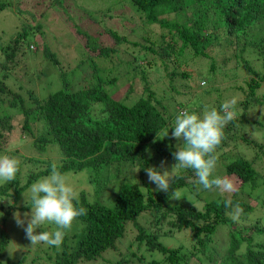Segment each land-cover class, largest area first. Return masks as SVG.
Instances as JSON below:
<instances>
[{
	"label": "trees",
	"instance_id": "1",
	"mask_svg": "<svg viewBox=\"0 0 264 264\" xmlns=\"http://www.w3.org/2000/svg\"><path fill=\"white\" fill-rule=\"evenodd\" d=\"M129 4V12L133 11L134 17L138 15L129 22L132 20L131 24L142 31L143 42L133 40L137 36L132 32L120 33L107 25L89 23L73 29L78 43L69 45L59 37L56 46L43 34L40 23L33 27L27 19L16 26L7 43H0V151L7 148L15 132L14 116L21 115V132L33 138L29 149L50 158L25 157L16 180L0 185V207L6 211L3 217L7 220L10 215L3 199L10 196L17 202L27 187L50 173V165L55 162L64 173L87 170L86 184H78L83 187L79 191L80 206L87 209V215L79 218L73 226L77 231L70 234L72 228L61 247L48 249L47 257L52 264H77L104 257L106 251L118 249L131 224L138 229L135 241L130 243L136 250L128 247L126 253L120 252V260L125 264H134L135 259L141 264H264V119L251 120L248 112L256 104L264 105V0H129ZM7 5L0 2V8ZM30 15L36 20L34 14ZM128 43L132 44L130 52H126ZM122 45L125 54H134L132 59L120 56ZM215 45L222 48V62L210 54ZM30 55L37 59L39 73L49 78L48 72H55L61 86L55 92L43 90L42 94L28 90L27 100L25 93L20 92L24 89L23 80L12 73L15 74L22 58ZM155 55L161 58L159 64L165 71L172 66L166 75L170 93L164 91L160 98L143 67L157 65ZM114 56L119 57V62ZM199 57L209 60L211 70L219 72L215 82L222 81V74L229 77L224 80H231L228 64L233 59L236 73L232 77L245 94L240 102L244 109L238 114L240 118L226 126V138L217 149L230 144L233 149L246 142L257 150L252 158L219 156L216 174L239 183L230 197L233 205L242 207L238 221L230 218L232 209L224 203L228 197L204 190L195 183L196 177L190 170L182 173L173 188L195 196L193 201L198 209L193 202L173 205L170 192L155 190L144 179L146 167L159 168L162 161H175L172 152L178 141H171V147L167 145L169 139H174L170 128L179 111L192 110L184 101L196 94L193 90L197 91L191 85L192 71L179 69L197 68L193 66L195 63L199 67ZM253 58L260 61L259 68ZM123 66L133 73L129 81L124 79L128 72L121 74ZM241 71L250 75L243 84L238 78ZM139 72L145 85L137 78ZM11 76L19 84V91L11 88ZM76 78L81 80L77 82ZM36 79L41 80V76ZM28 80L31 82L33 78ZM120 81L124 85L129 83L124 93L119 90ZM215 90L219 91L218 86L202 93L213 96ZM183 91L186 99L173 96ZM246 124L254 125L253 130L247 129ZM165 129H170L169 136L163 138ZM253 131L261 136L257 138ZM51 151H56L57 158H51ZM258 159L263 162L260 166L256 163ZM27 162L46 167L30 170L23 180L22 168ZM137 166L141 182L132 180L133 168ZM108 189L114 193L112 205L99 201V193H104L103 201L104 195L110 193L106 192ZM238 193L245 196L239 197ZM206 194L208 197H204ZM20 209L30 210L26 205ZM148 212L156 217L152 229L139 224ZM168 220L176 230L190 231L193 241L190 239L188 244L178 247L163 244L160 235L164 232L159 228ZM219 226H224L228 238H213ZM9 243L10 236L3 231L0 264L24 262L25 259L3 262ZM146 251H160L163 257L147 258Z\"/></svg>",
	"mask_w": 264,
	"mask_h": 264
},
{
	"label": "rangeland",
	"instance_id": "2",
	"mask_svg": "<svg viewBox=\"0 0 264 264\" xmlns=\"http://www.w3.org/2000/svg\"><path fill=\"white\" fill-rule=\"evenodd\" d=\"M0 2L8 3V5L5 8H0V37L2 36V39L0 40L1 44L7 43L10 40L11 35L16 30V26L20 25L23 20H27V19H28V22H30L33 27L37 24V22L40 23L41 30H44L43 34L47 35V37L50 38V41H52L56 46H58L59 40L58 41H55V40L58 39L59 37H62V40H64L69 45L72 43L73 44L78 43L79 38L74 34L73 29L76 30L77 28H81L80 25L85 26L86 24H89V23H93V25L98 24L99 27H104L107 25L108 27L113 28L120 33L121 32L122 33L132 32L137 36V39H133V40L143 42V39L141 37V35L143 34L142 31H138L136 29L137 25L134 26L133 24H131L132 20H130L129 22V19H132V18L137 19V16H138L136 15L134 17L133 11L129 12V10H131L130 9L131 7L129 6L130 5L129 0H0ZM109 13L113 15V18L110 17ZM30 14H34L36 17L35 18L36 20L31 18L30 16H33V15H30ZM133 26H134L133 29L136 30L135 32L133 31V29H131ZM4 31L6 33H4ZM134 34L132 35L134 36ZM34 37L37 39V35H34ZM28 42H32V41L29 40ZM131 46L132 44L130 43L126 44V47H128V50H129L126 52L131 51L130 49ZM124 47L125 45H122L119 48V53H122L120 54V56H122L124 59H129V60L132 59V55L134 54H130V55L128 53L125 54V52L123 51ZM32 50H35V48H32ZM209 51L212 57L217 56L218 57L217 59L219 62L223 61V57H222L223 54H220V52L222 51V48L219 45H215L211 47ZM139 52H140V48L137 47L136 53H139ZM144 52L145 51H143V53ZM155 57L157 58V61H158L157 65H154L153 67H148V66L146 67L145 65H143V67L147 71L148 79H149V82L152 84V88L156 90L157 97L160 98V96L162 95L164 91H168L170 93L168 83L166 82L167 81L166 75L168 72L172 70V66L170 67L169 71H165L163 66L159 64L161 62L160 60L161 58H159L158 55H155ZM1 58H2V50H0V59ZM118 58L119 57L117 56L113 57V59L116 62H119ZM251 58L252 57L249 56V59ZM197 60H200L198 62V64H200L199 67L197 66V63H195L193 64V66H196L197 68L185 69V67H182L181 69H179V71L181 70L192 71V77L190 79L191 85L193 87H197V91L193 90L196 92V94L192 95L190 99H187L186 101H184V103L190 106V108L194 111L195 110L202 111L205 105L209 107H216L217 109H219L222 101H225L232 97H237L239 101L237 104L238 106L237 110H238V114L240 115L244 110L240 102L244 100L245 94L240 89H238V84L235 83V78L232 77L233 73H236L233 70L235 61L232 59V61H230L228 64V68L231 67L232 72H231V80H227V81H231V83L227 84L226 83L227 81L224 80V78H229L228 75L223 76L222 74L220 77L222 81L219 80L218 82H215V79L217 77L219 79V72L218 71L215 72V70H211L210 62L206 58L199 57ZM253 60L255 61L257 68H259L260 61H258L256 58H253ZM37 64H38L37 59L33 55H30L29 57H26V58L23 57L22 63H20L19 66L17 67L15 74L14 72L12 73L13 75H16L18 78L20 77L23 80L21 84L24 89L21 90L20 92L25 93L24 97L27 100L29 99V95L27 92L28 90H33L36 93L39 92L40 94H42L43 90L47 92L49 89H52V92H55L61 86L60 80L56 77L55 72L53 71L48 72L50 73L48 76L49 78L44 77V75L39 73L40 69L38 68ZM49 67L51 68V66ZM130 71L131 69L125 68V66L121 68V74H125L128 72L124 76L125 80L126 79L128 80V77L133 75V73ZM0 76H1V73H0ZM37 76H41V80L36 79ZM249 76L250 75L248 74V72H245V71H241V73L238 74L239 81L242 82V84H243V80L248 78ZM29 77L33 78L31 82L28 80ZM137 78L141 82V84L145 85V81L143 80L140 72L137 73ZM76 79H77V82L81 80V78H76ZM9 80L11 82L10 83L11 88L14 89L15 91H19L20 87L18 83H15L16 81H14V76H11ZM200 80H203L204 82H206V87L201 86ZM128 81L127 83H125V85L122 84L121 81L119 82L120 92L124 93L127 90L129 86ZM214 86H218L219 91L217 92L215 90L213 96L202 93V91L209 89V88H214ZM115 89H118V86H116ZM173 96H175V98L178 100L187 98V95H185L184 91L179 94H173ZM263 110H264V105H259V104H256L254 107L250 108L248 112L252 118L251 120H254V119L258 120L261 118L264 119ZM239 115H237L238 116L237 118H240ZM13 124L15 125V132L11 135V139L9 143L7 144L8 145L7 148L0 151V155L13 154V156H15L20 162H24L25 157H29V156H35V157L37 156L40 158L50 159V158H46L45 156L35 154L34 149L33 150L29 149L28 146L32 144L33 138L29 136L28 134H24L21 132V128L23 124V117L21 115L14 116ZM237 124H239V122H237ZM253 127L254 125L246 126L247 129L252 128V130H253ZM253 135L256 136L257 138L261 136L260 133L257 131H253ZM173 140L175 139H169L167 145L168 146L171 145L169 143ZM55 147L57 148L56 145ZM14 152H16L17 155H15ZM231 154H233L234 156L243 155L245 158H252L257 154V150L252 149L251 146L247 144L246 142L240 143L239 146H236V148H233V149H231V144H230L229 146H224L221 150H217L218 157L220 155L222 157V156H228ZM51 155H52L51 158H57L58 156L56 151L55 152L51 151ZM51 160L54 161V159H51ZM165 161L166 163L164 166L169 169L174 163H176V161H173V160H165ZM261 161H262L261 159H258L256 163L259 164L260 166V164L263 163ZM45 167H46L45 165L44 166H42L41 164L37 165L31 162L30 163L27 162V164H23L22 179L23 180L25 179L26 174H28L30 170L37 171L40 169H44ZM136 168H139V167L137 166V167H134L133 169H136ZM124 173L125 175H127L125 171ZM67 174L72 184L75 186V188L77 187L76 189L79 192L83 187H78V184H81V186L86 184L87 170H84L79 173L69 172ZM139 176H140V173L135 172V176L132 177V180L141 182V179ZM144 179L148 183H150L147 175L144 176ZM22 183L24 182L22 181ZM2 184L4 183H0V185ZM150 184L152 185V188L156 190V186L152 183ZM238 184L239 183H237L236 186H239ZM181 191L185 197L179 200L170 199V203H172L173 205L181 204V203H185V205H189V203H192L193 200L196 201V197L193 196L190 192L185 191V190H181ZM23 192L21 193V198L19 197V200L17 202L15 201L13 197H10V196L5 197L3 199L4 207L7 209L8 212H10L9 218L7 220H5V218L3 217V215L6 214L5 209L0 207V237L3 231L8 233L10 236V243L7 247L6 253L4 257L2 258V260L3 262L6 263L7 260L17 262V261L25 259V261L20 264H52V261H50L47 257V254H48L47 252L50 246H45L43 244L31 246L30 241L25 238L24 231L21 228L17 227L13 219L14 213L17 211H19L21 214L30 211V210L20 209L21 207L25 206ZM106 192H110V190L108 189ZM103 194L99 193L100 195L99 201L104 202V204L106 205H112L114 203L112 199L114 193L110 192L107 194L108 196L106 195V197L104 195L103 201H102L101 196ZM237 196L243 197L245 195L238 193ZM204 197H208V195L206 194ZM188 198H190L192 201H190ZM8 200H12L13 203L9 204ZM199 207H201V204H199ZM239 207L242 209L240 205ZM155 222H156V217H153L152 213L148 212L147 214L144 215L143 219L139 221V224L146 225V227H150L152 229L155 226L154 225ZM223 227L224 226L218 227V229L214 233L213 238L219 237V236L228 238V232ZM159 229H161V231L164 232V235L162 234L160 235V241L166 246L178 247L181 244L183 245L188 244L190 242V239L193 241L192 236L190 237V231L176 230L174 226H171V224L169 223V220L164 221L163 226H161V228ZM41 230L43 229H37V231H41ZM76 231L77 229L75 227V229L73 228L70 234H74ZM165 232L168 235H165ZM137 235H138V229L136 228L134 224H131L128 227V232L125 238L123 239V242L118 245L117 250L110 249L104 253V257L102 256L98 258L97 260H93V261H81V262H78L77 264H125V263H122V261L120 260L121 253H126L128 247H130L129 250L131 251L136 250V247L131 246L130 243L135 241V238ZM49 253H50V250H49ZM146 256L147 258L155 257L159 260H161L163 257L160 251H152V252L146 251ZM129 258L130 256L128 257V259ZM133 263L141 264L138 262L137 259H135Z\"/></svg>",
	"mask_w": 264,
	"mask_h": 264
},
{
	"label": "clouds",
	"instance_id": "3",
	"mask_svg": "<svg viewBox=\"0 0 264 264\" xmlns=\"http://www.w3.org/2000/svg\"><path fill=\"white\" fill-rule=\"evenodd\" d=\"M201 86L206 87V82L201 81ZM238 102L237 97H232L223 101L219 109L205 105L200 112L188 109L178 112L170 128L171 137L178 141L172 152L176 163L170 169L164 166L166 161H162L159 168H145L148 180L156 186V190L170 192L174 200L184 198L182 191L173 188V185L182 178V173L190 170L196 177L195 183L204 190L218 191L220 195L228 197L224 203L232 209L230 218L239 220L242 209L239 205H233L230 198L237 191L236 183L230 177L216 174L219 160L217 149L226 138V126L237 118ZM170 129H165L163 138L169 136ZM20 166L17 158L0 155V183L15 181ZM134 171L139 172L140 168ZM23 196L30 211L23 214L17 211L13 219L17 227L24 231L31 246L43 244L61 247L65 236L79 218L87 215V209L80 206L78 190L68 174L60 171L55 162L50 165V173L33 182L24 190ZM192 202L198 209V205ZM8 203L12 204L13 201L8 200Z\"/></svg>",
	"mask_w": 264,
	"mask_h": 264
}]
</instances>
